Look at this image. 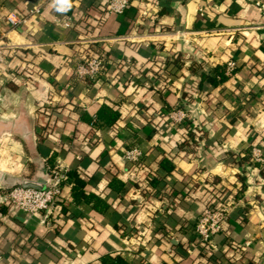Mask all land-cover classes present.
Listing matches in <instances>:
<instances>
[{
  "label": "crops",
  "instance_id": "crops-1",
  "mask_svg": "<svg viewBox=\"0 0 264 264\" xmlns=\"http://www.w3.org/2000/svg\"><path fill=\"white\" fill-rule=\"evenodd\" d=\"M257 1H133L114 15L100 10L104 0H0V39L13 46L0 64V264H264V166L250 161L252 147L264 155ZM9 15L24 22L12 28ZM93 52L106 79L77 78ZM228 61L235 68L221 84L202 79ZM104 105L118 112L114 123L84 120ZM176 109L185 123L169 122ZM133 145L144 154L137 163L124 155ZM54 166L73 169L107 213L74 196L69 181L50 223L3 202L24 182L45 186ZM157 175L161 196L146 188ZM218 195L228 218L215 251L200 255L192 230Z\"/></svg>",
  "mask_w": 264,
  "mask_h": 264
},
{
  "label": "built area",
  "instance_id": "built-area-1",
  "mask_svg": "<svg viewBox=\"0 0 264 264\" xmlns=\"http://www.w3.org/2000/svg\"><path fill=\"white\" fill-rule=\"evenodd\" d=\"M144 3L146 0H104V10L106 14L122 15L129 5L133 2ZM256 5L264 10V1H257ZM34 13L39 10L35 9ZM202 14V9H199ZM24 20L17 19L9 15L6 17V23L15 28ZM68 26V23H66ZM181 36H185L182 33ZM100 40L88 41L89 45L94 44ZM12 45L0 39V64L5 60V55L8 50H12ZM129 62V61H127ZM235 68L234 61L226 63L225 74L230 75ZM75 75L79 79L102 80L106 79L105 61L102 57L88 55L83 58L82 62L77 64L75 68ZM169 122L173 125L185 123L188 118L186 112L182 109H176L167 113ZM125 159L131 163L140 162L144 158L143 152L137 146H131L125 151ZM250 161L260 167L264 166V155L259 147L251 148ZM68 169L62 166H54L47 170V181L45 186L40 188H27L17 186L1 193L3 202L8 203L11 207L28 215H39L42 221L46 223L52 222L55 218H59V201L61 200V192L65 182V173ZM228 203L224 201L218 207H206L200 214H198L194 224L195 238L202 244H205L215 251L212 238L215 234L222 231L224 222L228 218ZM196 246V247H195ZM193 248H198L197 243Z\"/></svg>",
  "mask_w": 264,
  "mask_h": 264
},
{
  "label": "trees",
  "instance_id": "trees-1",
  "mask_svg": "<svg viewBox=\"0 0 264 264\" xmlns=\"http://www.w3.org/2000/svg\"><path fill=\"white\" fill-rule=\"evenodd\" d=\"M99 6H100V10L103 13H105L104 2H101L99 4ZM62 7H64V6H62ZM63 9H64V12H69L71 8L67 9L64 7ZM20 52H21L20 54H22V53L24 54L23 58L25 60H27V57H25V54H27L28 52L22 51V50ZM92 55L97 56V57H102L99 53H95V52H93ZM122 72H124V70H122ZM202 79L207 81L212 86H217V85L221 84L226 79L225 68H216V69H214L212 74H202ZM85 80L92 82V80H90V79H85ZM118 116H119V114L117 111H113L108 106L104 105L97 112V114L93 120L89 117H84V120H86L87 122H89L91 124L97 125L99 127H105V126H109L112 123H114L118 119ZM248 158H249V155L247 154L246 156L244 155L243 157H241L240 160H245ZM50 160H51V158H50ZM159 168H160V170L161 169L163 170V173H167L169 171V166H168L167 161L163 160V162L159 164ZM65 176H66V178H65L64 183H67L69 181L68 183L72 184V191H73L74 196H76L78 198H82L86 201H93L94 208L98 209V211L103 213V214L107 213L109 206L106 204V202H104L102 199L98 198L97 196H95L92 193L86 195L82 192L83 187L85 185V182L79 178L78 174L73 169L67 170L65 173ZM160 180H162V178L158 175L156 177L152 176V177L146 178V183H147L146 188H152V190H153V187H155L154 188L155 190H153V192H152V195H154V196H161V195L166 194L163 191L164 187L158 188V186L161 182ZM158 198H160V197H158ZM224 201H225V199H223L220 195H218V196L213 197L212 200L209 201L208 204H206V207H210V206L218 207ZM193 231H194V229L192 230V235L194 233ZM121 234L124 236H127L129 234V231H127L126 228L124 227L121 231ZM195 242L199 244L198 254L207 255L211 251L207 245L199 242L197 240V238H195ZM222 254H223V252H222ZM209 257H211V254ZM101 264H126V262L120 257H116L114 259L109 258V257H104L101 261Z\"/></svg>",
  "mask_w": 264,
  "mask_h": 264
},
{
  "label": "water",
  "instance_id": "water-1",
  "mask_svg": "<svg viewBox=\"0 0 264 264\" xmlns=\"http://www.w3.org/2000/svg\"><path fill=\"white\" fill-rule=\"evenodd\" d=\"M22 187H27V188H37L36 186L32 185L31 183L28 182H24L22 185Z\"/></svg>",
  "mask_w": 264,
  "mask_h": 264
},
{
  "label": "rangeland",
  "instance_id": "rangeland-1",
  "mask_svg": "<svg viewBox=\"0 0 264 264\" xmlns=\"http://www.w3.org/2000/svg\"><path fill=\"white\" fill-rule=\"evenodd\" d=\"M3 40V39H2Z\"/></svg>",
  "mask_w": 264,
  "mask_h": 264
}]
</instances>
